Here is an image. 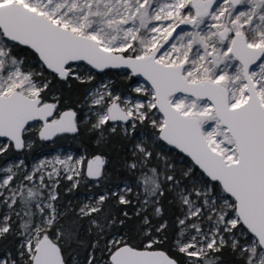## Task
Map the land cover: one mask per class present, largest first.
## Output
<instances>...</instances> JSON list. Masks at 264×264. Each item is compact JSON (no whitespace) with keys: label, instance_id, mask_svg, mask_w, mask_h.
Returning <instances> with one entry per match:
<instances>
[{"label":"snow or ice","instance_id":"6c2138e0","mask_svg":"<svg viewBox=\"0 0 264 264\" xmlns=\"http://www.w3.org/2000/svg\"><path fill=\"white\" fill-rule=\"evenodd\" d=\"M21 46L39 70L14 54ZM80 62L127 69V79L144 82L126 97L101 84L85 97L81 120L70 106L60 110L44 74L93 81ZM89 124L98 144L118 128L135 141L122 167L140 173L141 190L117 184L75 210L88 219L89 235L96 230L85 247L79 225L62 224L69 211L58 189L61 179L71 182L68 192L87 178L99 186L106 157L56 155L30 169L24 159L9 161L0 166V242L11 237L16 246L0 251V264H81L73 243L88 252L83 264H181L163 250L165 184L181 210L172 245L184 264H221L225 248L240 264H264V0H0V156L31 149L33 132L47 141ZM149 125L153 131L136 140ZM158 141L186 153L192 166L177 171L154 152ZM133 194L130 234L111 232L132 217L119 219L104 205H131Z\"/></svg>","mask_w":264,"mask_h":264},{"label":"trees","instance_id":"16d2710c","mask_svg":"<svg viewBox=\"0 0 264 264\" xmlns=\"http://www.w3.org/2000/svg\"><path fill=\"white\" fill-rule=\"evenodd\" d=\"M14 54L18 57H23L25 62L28 63L29 60H36L34 54L26 46H21L14 49ZM45 76L49 79H52L51 84V93L59 95L61 97V108L64 110L65 106H70L78 111L79 118L82 120V116L86 111L85 97L88 95L89 90L95 86L98 82L103 79L101 74H93L94 80L89 83H80L75 79H71L68 82H63L57 78L50 76L46 71ZM106 75L112 78L111 87L114 91L119 92L121 95L132 94L131 88L138 81L135 78L131 80L127 79V73L121 74L114 71H106ZM135 95V94H134ZM159 116V115H157ZM110 123L108 127H111ZM90 124L87 126L81 125L79 128L78 134L67 133L57 136L51 141H45L38 138V136L33 132L31 139L34 141L33 147L31 149L24 150L22 152H17L15 150L9 151L7 156H0V166H5L8 161L14 158L24 159L26 165L30 167L35 160L45 151L52 150L56 147H63L73 149L76 152H83L88 158L92 156L101 154L106 157L107 163L105 166V179L99 181V186L97 183H93L89 179L83 180L78 187L73 189L71 192L66 191L70 188L68 183H64L59 186L60 200L59 204L62 209H67L69 215L65 216L62 220V224L65 227H74L76 224L79 225V237L85 243L87 247L91 242L95 241V228H93L92 235L88 234L89 221L87 218L80 220L75 213V210L79 209L82 205L81 201L76 200V197L80 194L86 196H96L103 191L108 189H114L117 184L120 186L124 183H130L133 188L136 187L137 178L140 176L139 172L130 173L122 167L123 161L125 158L130 156V149L132 144L135 142L131 138H124L119 134V128L116 134L107 135V138L102 143H97V133L94 131H89ZM151 126H147L144 129H137L135 139L140 136L141 133L151 132ZM161 146L165 150H160L159 148H154V152L161 153V151L168 152L173 155L171 162L175 164L177 171L181 168L191 167L192 163L187 158L183 157L177 151L168 148L166 145L161 143ZM157 162H153L151 166H155ZM197 171H199L197 169ZM168 185L165 184V195L161 198V206L163 208V219L168 221V231L166 233L167 240L163 245V250L168 252L169 255L177 258L181 264H184L186 258L175 251L173 248L172 242L178 231V226L176 224V218L181 215V210L178 206V203L173 199V193L167 191ZM129 199L132 200V204L128 206L118 205L115 199H109L104 205L105 211H110L114 216L119 219H124L123 213L128 212L129 216L132 217V220L126 222L125 227L123 228H112L111 232L119 231L121 233L129 232L132 225L135 221V211L138 207L137 201L133 195L129 196ZM154 223H159L163 221L154 220ZM130 234V232H129ZM138 242V240H134ZM7 247L14 251L16 246V241L9 237L8 240L0 242V251L4 247ZM72 248L76 249L78 258L81 261V264L86 260L88 252L85 248H76V244L73 243ZM100 247L103 248V241H101ZM68 251V249H66ZM95 255L99 258L101 257V252L96 251ZM221 259V264H240L236 259V255L230 250V248H225L221 253L218 254ZM103 258H107V254H103Z\"/></svg>","mask_w":264,"mask_h":264},{"label":"rangeland","instance_id":"374dc122","mask_svg":"<svg viewBox=\"0 0 264 264\" xmlns=\"http://www.w3.org/2000/svg\"><path fill=\"white\" fill-rule=\"evenodd\" d=\"M181 27H185V26H181ZM185 30H187V28H186ZM28 63H30L31 67H33V68L39 70V65H38V63H37L36 60L31 59V60L28 61ZM28 63H26V64H28ZM79 67H80L81 71H88V70H90L92 75L96 73L94 70L90 69V67H88V66H86V65H84V64H79ZM119 73L124 74V73H127V72L122 71V72H119ZM101 75L103 76V79H102L100 82H98L95 86H93V87L89 90V92H91L93 89L99 87L101 84L108 83V82L111 83V82H112V78H111L110 76L106 75L105 73H104V74H101ZM143 82H144V81L138 80V81L133 85V87L136 86L138 83H143ZM112 90H113V88H112ZM113 93L116 94V93H119V92L113 90ZM119 94H120V93H119ZM128 95H129V94L122 95V96H125V97H126V96H128ZM131 95H134V94H131ZM135 95H138V94H135ZM89 103H90V101H89ZM86 107H87V106H86ZM88 113H89V110H88V107H87L85 113H84L83 116H82V120L85 118V115L88 114ZM157 115H160V114L157 113ZM92 119H93V121H94V117H92ZM90 126H91V125H90ZM38 127H39V125H38L37 123H36V124H33V128H34V129H35V128H38ZM145 133H146V132L141 133L140 136H139L137 139H140L141 136H143ZM0 142H6V140H4V139H0ZM161 143H162L161 141H158V142L156 143V145L154 146V148H159L160 150H165L164 147L161 146ZM161 153H162L163 155L167 156V157L170 159V161L172 160V156H173V155L169 154L168 152L166 153L165 151H161ZM69 154L72 155V157H73L74 159H79L80 157H84L85 160H87V159H91V158H88L83 152H76L75 150H73V149H69V148L56 147V148H54V149H52V150H49V151H45V152H43V153H42V154H41V155L35 160V162H34L32 165L38 163L40 160H43V159H51L53 156H56V155L65 156V155H69ZM19 159H22V158H20V157H18V158H14V159H12V160H10V161H17V160H19ZM8 162H9V161H8ZM153 162L156 163L157 161L154 159ZM157 163H159V162H157ZM32 165H31V166H32ZM31 166L28 167V168L30 169ZM83 171H84V172L86 171V167L83 169ZM82 182H83V181H82ZM64 183H65V184L68 183V184L70 185V187H71V182H69V181H67V180H65V179H61V182H60V185H59V186H61V185L64 184ZM93 183H97V182H96V181H93ZM124 184H125V183H124ZM124 184H122L120 187L123 188ZM127 184H128L130 187H132V185H131L130 183H127ZM132 188H133V187H132ZM138 190H141V189H138L137 186H136L135 188H133L134 193H135V191H138ZM90 197H92V196H86V195L80 194V195H78V196L76 197V200L81 201V202H82V205H83L84 203H87V202L89 201V198H90ZM134 197H135V196H134ZM82 205H81V206H82ZM0 211H3V209H0Z\"/></svg>","mask_w":264,"mask_h":264},{"label":"water","instance_id":"95a60500","mask_svg":"<svg viewBox=\"0 0 264 264\" xmlns=\"http://www.w3.org/2000/svg\"><path fill=\"white\" fill-rule=\"evenodd\" d=\"M80 64H84V65H86V62H80ZM86 66H88V65H86ZM88 67H90V66H88ZM94 71H95L96 73H98V74H104L106 71H114V72H122V71H125V72H128L127 69H105V70H103V71H99V70H94ZM134 78L137 79V80L144 81L143 77H134ZM34 124H36V123H34ZM63 134H67V133H63ZM59 135H62V134H58L57 136H59ZM57 136H56V137H57ZM56 137H52L50 140H47V141H51V140H53V139L56 138ZM0 139H4V140H5V138H0ZM161 142H162L164 145H166L168 148H171V149L177 151V152H178L179 154H181L183 157H185V158H187L188 160L191 161V158L188 157L186 153H182L180 150L175 149L174 146L167 145V143L164 142V141H161ZM17 152H22V151H17ZM191 163H192V162H191ZM197 169H198V168H197ZM89 179H93V178H89Z\"/></svg>","mask_w":264,"mask_h":264},{"label":"flooded vegetation","instance_id":"af4514ba","mask_svg":"<svg viewBox=\"0 0 264 264\" xmlns=\"http://www.w3.org/2000/svg\"><path fill=\"white\" fill-rule=\"evenodd\" d=\"M85 172H86V171H85ZM87 179H89V178H87ZM89 180L92 181V182L95 181L94 179H89Z\"/></svg>","mask_w":264,"mask_h":264}]
</instances>
